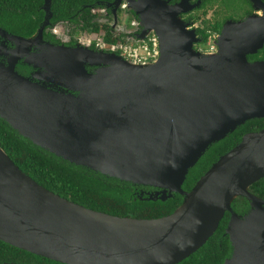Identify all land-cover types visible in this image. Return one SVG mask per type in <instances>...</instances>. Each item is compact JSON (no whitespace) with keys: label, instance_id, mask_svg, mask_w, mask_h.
Returning a JSON list of instances; mask_svg holds the SVG:
<instances>
[{"label":"water","instance_id":"1","mask_svg":"<svg viewBox=\"0 0 264 264\" xmlns=\"http://www.w3.org/2000/svg\"><path fill=\"white\" fill-rule=\"evenodd\" d=\"M43 1L44 21L32 37L0 29L16 47L8 66L0 62V119L63 161L161 191L148 200L177 194L182 203L158 219L97 212L36 183L0 147V242L59 264H180L229 214L224 264H264V200L249 191L264 178V129L245 134L190 191L182 189L213 144L264 119V61L248 60L264 49V3L251 0L261 15L227 21L217 51L205 55L194 49L202 43L195 29L180 18L200 2L128 0L143 28L139 41L154 33L159 42V58L137 64L80 44L45 45L31 56L52 19V0ZM121 1L108 5L115 20ZM23 58L43 70L35 76L41 83L16 73ZM239 198L249 204L243 215L231 207Z\"/></svg>","mask_w":264,"mask_h":264},{"label":"trees","instance_id":"2","mask_svg":"<svg viewBox=\"0 0 264 264\" xmlns=\"http://www.w3.org/2000/svg\"><path fill=\"white\" fill-rule=\"evenodd\" d=\"M213 1L205 0L203 8L206 2ZM113 2L114 0H52L51 27L60 24L72 25L77 33L81 35L87 33L95 40H103L107 46L126 43L109 25L99 22L102 8H107ZM43 5V0H0V29L17 37H32L44 21ZM234 16L236 14L229 18L235 22L236 17L241 18L240 15L235 18ZM221 29L222 22L204 21L197 33L202 43H206L208 32L219 35ZM91 48L96 50L94 46ZM248 60L249 62L264 61V49L258 55L249 56ZM262 129H264V119L251 120L225 139L213 144L189 171L182 189L190 191L212 164L234 148L245 134L259 132ZM0 147L11 161L36 183L64 199L97 212L116 217L158 219L172 214L182 203V197L177 194L165 202L148 200L149 197L146 196L140 197L135 193L134 186L129 183L103 177L40 149L19 136L1 119ZM249 191L264 200V178L252 185ZM231 207L237 214H243L248 210L249 204L245 199L239 198ZM228 217L229 215L226 214L218 230L205 246L180 264H223L231 254L228 239L222 237ZM0 244L15 252L16 258L18 255L24 256L28 264H59L3 242Z\"/></svg>","mask_w":264,"mask_h":264},{"label":"flooded vegetation","instance_id":"3","mask_svg":"<svg viewBox=\"0 0 264 264\" xmlns=\"http://www.w3.org/2000/svg\"><path fill=\"white\" fill-rule=\"evenodd\" d=\"M164 1L169 2V5H174V4L180 3L181 0H164ZM232 1H237L238 8L240 10L239 15L241 16V18L238 17L239 18L238 19L236 17L237 15L234 16V18L236 17V22L244 20L245 18L253 14L261 15V12L254 11L251 0H241V1L232 0ZM261 1L264 3V0H261ZM199 2H200L199 7L189 10L188 12L180 15L181 20L185 24L189 25L191 29H195L197 37L199 39L200 37L198 36L197 31L199 30V28H201L204 21H210L213 23L222 22V27H223V25L227 21H233L229 18L231 15L237 14V13L234 14L231 12V8H230V5L232 3L231 0H214L213 2H210V3L206 2L204 8H203V3L205 2V0H189L188 7L196 6V4ZM128 5H129L128 0L121 1V6L116 11V19H117V23H119V27L115 28V32L114 31L113 32L116 35L121 36L124 42L126 43L138 42L139 41L138 37L142 34L143 28L140 24L141 21L139 19V16H137L132 10H129ZM210 8L212 9L211 14H213L216 19L212 18V15L211 16L207 15L208 13L206 10ZM205 12H206V15H205ZM246 12H250V13L247 14ZM101 14L102 16L99 18V22L102 24V22L105 21L104 23L105 25H109L114 28V24H112L113 20L115 21L114 9L111 7L102 8ZM63 25L64 24H60V25H56L55 27H51V24H50V26L46 28V30L44 31L43 42H36L34 46L30 48L29 54L31 56H34L36 54L38 55L41 54L42 47L45 45L64 46V47H69V48L76 47L79 44L86 46V44L82 42L79 37L68 38L69 31L66 30L65 33L61 32ZM45 34L47 36H45ZM15 48H16L15 45L5 42L0 37V62L2 64H4L5 66H8V59L10 57L8 52L13 51ZM89 48L91 50H94L91 47ZM194 49L200 52L201 44L194 45ZM94 51H99V50H94ZM102 52H106V51H102ZM106 53L115 54V55L120 56L119 53H112V52H106ZM25 61H26L25 58L19 59L17 61V63L15 64L16 73L23 78L31 80L32 82H35L38 84L41 83L38 79H36L35 76L39 74L41 75V73H43V70L41 71L40 69H35L34 66L25 64ZM88 71H91V69L88 68ZM47 88L53 91L59 90L58 88H53L51 86H48ZM134 190L136 191L135 193H138L140 197L146 196V198L148 196L157 198V196L161 194L160 190L155 189V188H150V187L134 186ZM243 214H238V215H243ZM229 217H228V220H229ZM228 220H227V224H228ZM225 230H226V227H225ZM225 230H224V234L222 235L223 238H227L225 237ZM14 253L15 252H13L11 249L6 247L4 244H0V264H28L26 263L24 256L18 255V258H16V255Z\"/></svg>","mask_w":264,"mask_h":264},{"label":"built area","instance_id":"4","mask_svg":"<svg viewBox=\"0 0 264 264\" xmlns=\"http://www.w3.org/2000/svg\"><path fill=\"white\" fill-rule=\"evenodd\" d=\"M217 37L216 33L208 32L207 41L202 43L200 52L205 55L215 53L217 51ZM80 40L88 47L94 46L99 51L119 53L125 60L137 64L153 63L160 55L158 38L154 33L149 34L144 41L119 43L111 46H107L103 40L93 39L87 33L82 35Z\"/></svg>","mask_w":264,"mask_h":264},{"label":"rangeland","instance_id":"5","mask_svg":"<svg viewBox=\"0 0 264 264\" xmlns=\"http://www.w3.org/2000/svg\"><path fill=\"white\" fill-rule=\"evenodd\" d=\"M241 1V0H240ZM230 8H231V12L232 13H237L236 15H239L240 13H239V8H238V3H237V1H232V3H231V5H230ZM210 10V11H209ZM211 8L210 9H207L206 11H207V15H209V16H211L212 15V18H214L215 19V17H214V15L213 14H211ZM216 13H218V12H216ZM215 14V13H214ZM216 16V15H215ZM115 22V23H114ZM105 23V21L104 22H102V24H104ZM112 24H114V25H116V27L115 28H117V27H119V23H117V19L114 21L113 20V23ZM111 28H112V30L115 32V29L112 27V26H110ZM74 27L72 26V25H63V27H62V29H61V32H64L65 33V31L67 30V31H69V36H68V38H70V37H73V38H76V37H81L82 35H81V33H77L76 31H75V29H73Z\"/></svg>","mask_w":264,"mask_h":264},{"label":"clouds","instance_id":"6","mask_svg":"<svg viewBox=\"0 0 264 264\" xmlns=\"http://www.w3.org/2000/svg\"><path fill=\"white\" fill-rule=\"evenodd\" d=\"M201 45H202V43H201ZM201 53V52H200Z\"/></svg>","mask_w":264,"mask_h":264}]
</instances>
